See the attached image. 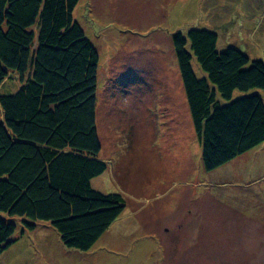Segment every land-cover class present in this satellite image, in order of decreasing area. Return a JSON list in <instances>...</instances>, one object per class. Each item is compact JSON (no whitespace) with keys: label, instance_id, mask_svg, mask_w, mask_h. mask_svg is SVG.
I'll use <instances>...</instances> for the list:
<instances>
[{"label":"rangeland","instance_id":"rangeland-1","mask_svg":"<svg viewBox=\"0 0 264 264\" xmlns=\"http://www.w3.org/2000/svg\"><path fill=\"white\" fill-rule=\"evenodd\" d=\"M73 17L99 54V158L114 166L92 187L121 194L126 207L86 252L48 222L31 230L29 219L0 213L17 226L0 264H264V142L204 170L172 44L177 32L208 30L218 51L262 60L264 0H80ZM19 85L11 73L0 96ZM176 142L183 165L171 158Z\"/></svg>","mask_w":264,"mask_h":264},{"label":"trees","instance_id":"trees-1","mask_svg":"<svg viewBox=\"0 0 264 264\" xmlns=\"http://www.w3.org/2000/svg\"><path fill=\"white\" fill-rule=\"evenodd\" d=\"M79 1L0 0V86L11 73L20 81L0 96V213L29 219L31 230L48 222L67 248L86 252L126 206L92 187L108 163L96 124L100 59L74 20ZM217 42L208 30L172 35L206 172L264 142V58ZM11 218L0 217V255L13 244Z\"/></svg>","mask_w":264,"mask_h":264},{"label":"crops","instance_id":"crops-1","mask_svg":"<svg viewBox=\"0 0 264 264\" xmlns=\"http://www.w3.org/2000/svg\"><path fill=\"white\" fill-rule=\"evenodd\" d=\"M191 125V124H190ZM181 127V126H180ZM189 129H190V134L192 133V129H191V126L189 127ZM178 130V132H180V133H183V132H185V130H179V129H177ZM175 152L174 153H172L171 154V158L172 159H175V160H177V159H180V162H182V165H183V161H184V159L185 158H183V157H185L187 154H186V150L185 149H180L179 150V146L177 145V142L175 143ZM189 152V151H188ZM187 152V153H188ZM170 153V152H169ZM103 160H105V159H103ZM105 161H107V160H105ZM107 163H108V169H112L114 166L113 165H110V163H109V161H107ZM113 170V169H112ZM111 170V171H112ZM189 174H192V173H189Z\"/></svg>","mask_w":264,"mask_h":264}]
</instances>
